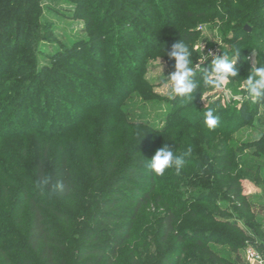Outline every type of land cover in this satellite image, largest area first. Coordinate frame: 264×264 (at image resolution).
I'll list each match as a JSON object with an SVG mask.
<instances>
[{"label":"rangeland","instance_id":"1","mask_svg":"<svg viewBox=\"0 0 264 264\" xmlns=\"http://www.w3.org/2000/svg\"><path fill=\"white\" fill-rule=\"evenodd\" d=\"M81 1L37 0L38 14L34 13L36 0H0V11L9 7L4 15L9 13L10 20L6 25L11 26L9 30H6V25L0 26V162H5L12 154L40 156L46 145L44 137L63 131L65 126L77 125V130H82L83 133L88 131L89 141L92 138L95 144L104 145L103 140L111 135V129L117 124L116 106L125 108L127 119L142 127L139 128V134H143V125L146 124L161 132L168 129L169 133L162 134L159 141H163L170 133L174 134L180 142L179 154L190 150L191 156L195 151L183 138L187 134L185 124L167 120L163 105L160 107L155 104L159 96L170 98V84L167 88H164V84L175 72V60L167 55L173 44L155 48L144 46L140 34H127L128 39H120V34L124 32L119 30L118 20L113 18L119 11L116 5L108 13L105 2L93 20L84 17L91 12L92 0H88L89 10H85ZM204 2L213 5L216 10L221 9L219 2ZM132 3L143 7L144 12L147 11V6L141 2ZM120 10L122 13L125 8ZM199 13L200 11L196 12V15ZM131 15H134L135 27L140 33H156V29L142 15ZM149 15L156 16L154 12H149ZM108 18L110 24L104 26ZM188 19L190 24H182L186 33L184 38L189 39L186 44L192 51L195 79L201 87L191 100L176 96L178 100L175 107L186 108L190 105L198 115L209 109L215 110L221 119L226 120L227 123L223 126L225 129L237 128L229 138V146L234 149L229 152L238 164L234 173L239 175L243 195L252 207L248 212L243 211L239 202L233 199V193H226V189L225 199L217 195L198 200L199 192L190 190L181 175L169 172V169L158 177H162L166 181L164 186L176 191L178 197L194 198L187 205H193L198 215H201L196 223H201L198 227L203 229L204 239L212 237L211 231H216V236L207 241L220 256L232 263L253 264L248 258V250H258L257 247L262 245L260 252L264 254V103H252L246 92L245 80L254 64L257 67L264 64V5L256 26L240 20L227 22L216 16H211L206 21L196 16ZM246 26L252 28V35L242 34ZM164 34L167 32H163ZM174 35L173 33L171 38L166 39L177 38ZM257 35L259 37L256 39ZM161 39L160 37L159 42ZM254 40L258 45L254 46ZM246 42H250L249 46L243 49L242 54L235 56L234 49ZM223 53L237 61L239 75L229 80L225 90L203 87L201 67L208 69L212 57ZM143 55H146L144 59ZM203 56H209V59L201 62ZM129 59L133 65L136 61L139 62L138 66L142 70L138 76L132 70L133 65H129ZM27 72H31V77L21 78ZM123 74L128 80L136 83L146 81L152 86L145 88L139 85L132 88V82L120 85ZM242 84L245 86L241 87ZM229 88L239 97L238 100L226 98ZM244 104L248 110L242 115L241 108ZM186 112L187 110L182 111L181 115ZM239 119L243 121L241 126L238 125ZM171 123L173 124L170 125ZM36 126L41 130L38 136L29 133ZM22 134L28 136L18 137ZM199 140L205 143L200 136ZM57 144H60V140ZM56 145L54 146L57 148ZM146 145L148 142H141L139 147ZM53 148H50V153ZM142 154L149 155L150 151L143 149ZM218 155L222 158L218 156L216 162L218 168H222L223 164L220 163L225 161L224 154L219 150ZM64 206L69 207L66 203ZM153 206L139 214L131 237L121 248L118 264H133L132 256L140 264H160L164 257H175L180 252L181 245L175 244V239L163 246L159 224L164 210ZM186 214L180 212L183 217ZM72 216L67 221L51 214L53 223L67 246L64 253L67 264L75 262L82 227L80 219L76 220ZM229 220L253 240H245L235 229L219 223ZM180 224L188 228L186 222L182 221ZM227 235L238 246L240 260L233 253L232 244L226 243ZM187 241L191 242V239ZM33 264L41 263L36 260Z\"/></svg>","mask_w":264,"mask_h":264},{"label":"trees","instance_id":"2","mask_svg":"<svg viewBox=\"0 0 264 264\" xmlns=\"http://www.w3.org/2000/svg\"><path fill=\"white\" fill-rule=\"evenodd\" d=\"M132 1L146 5L147 11L144 12L143 7H137ZM132 1L92 0L91 12L84 17L94 20L105 2L107 12L116 5L119 11L113 18L118 20L119 30L124 32L118 35L119 38L126 40L130 34H140L144 46L155 48L174 44L179 39L187 43L189 39L184 38L186 33L182 24H190L188 18L192 16L202 21L216 16L223 21L240 20L256 26L264 5V0H213L221 5V9L216 10L213 5H207L205 0ZM81 3L85 10H89L88 0H82ZM36 4L37 0L35 6ZM122 8L125 11L121 13ZM8 9L9 7H4L0 11V26L8 24L10 20L9 13L4 15ZM198 11L200 13L196 15ZM107 12L106 14L109 13ZM127 12L142 15L156 29V33H140L135 27L134 15ZM149 12H154L156 16L150 17ZM34 13H40L38 6ZM108 24L109 18L104 26ZM10 28L11 26L6 25V30ZM163 32L167 34L163 35ZM173 33L177 38L166 39ZM252 33V28L250 31L246 28L242 31V34L249 36ZM160 37L162 39L159 42ZM258 37L259 35L256 39ZM249 43L235 49L242 54ZM256 45L258 43L254 40V46ZM128 63L131 65V60ZM138 63L136 61L132 64V70L137 76L142 70ZM30 73L27 72L21 78L29 79ZM120 80L119 84L124 86L132 82V88L139 85L145 88L152 86L146 81L136 83L128 80L124 74ZM177 100L176 96H159L155 104L160 107L163 105L167 120L185 124L187 134L183 138L195 151L186 157V165L179 173L182 180L188 184L190 190L199 192L198 200L217 195L225 199L226 189V193H233V199L239 202L243 211H250L252 205L243 195L239 175L234 173L238 164L229 152L234 149L229 146L228 141L237 128L225 129L223 126L227 122L221 119L220 124L210 130L203 123L204 114L198 115L190 105L176 108ZM114 109L117 124L111 129V135L103 140L104 145L95 144L92 138L89 141L88 131L83 133L82 130H77V125L65 126L63 131L44 137L46 145L40 156L12 154L5 162H0V264H33L36 260L41 264H67L68 260L64 256L67 246L58 233L51 214L67 221L73 218L72 215L74 219H80L82 227L74 264H118L121 248L131 237L136 219L151 205L158 210H164L159 224L163 246L171 239H175V244L181 245L180 252L175 257L166 256L160 264H239L223 258L209 245L207 240L216 236V231H211L212 237L203 238V229L198 227L201 223H196L201 215H198L193 205H187L194 198L178 197L176 191L164 186L166 181L162 177L159 178L147 168L148 158L151 159L156 150L165 145L175 154L181 155L180 142L174 134L170 133L163 141H159L162 134L169 133L168 129L161 132L148 124L143 125V134H139V128L142 127L127 119L126 109L117 106ZM184 110L187 112L181 115ZM247 110V105L244 104L241 108L242 115ZM242 124L243 121L239 119L238 125ZM40 132L38 126L29 131L35 136L40 135ZM27 136L28 134H22L18 137ZM199 136L204 138V144ZM59 140L60 144L57 146ZM141 142H148V145L141 148ZM52 147L54 148L50 153ZM143 149L149 150L150 154L143 155ZM219 150L225 159L220 163L223 164L222 168H218L216 162L218 156L221 157L218 155ZM168 171L176 172L174 168ZM57 185H62V188H57ZM64 203L69 207L66 208ZM180 212L187 213L186 217L180 215ZM181 220L188 224V228L181 226ZM219 223L235 229L243 239L253 240L233 221ZM225 237L226 243L232 244V251L240 260L238 246L229 240L228 235ZM189 239L191 242L187 241ZM260 247L262 245L257 249L262 251ZM131 261L133 264H140L134 256Z\"/></svg>","mask_w":264,"mask_h":264},{"label":"clouds","instance_id":"3","mask_svg":"<svg viewBox=\"0 0 264 264\" xmlns=\"http://www.w3.org/2000/svg\"><path fill=\"white\" fill-rule=\"evenodd\" d=\"M167 55L175 60V72L171 74L170 78H167L164 88H167L170 84V98L179 96L191 100L193 94H197L198 89L201 87V84L195 79L192 51L184 41L179 39L178 42L172 45L171 51ZM234 55L239 56L238 49H234ZM209 56H212V54L209 53ZM209 56H203L202 61H200L206 62ZM159 63L161 64V58ZM196 65L201 67L200 64ZM201 69L203 71V87L217 91L225 90L229 80L239 75L237 61L230 59L227 53L213 56L208 69L203 67ZM245 84L247 95L251 98L252 103H264V64H260L258 67L255 64L253 65ZM245 84H242L241 87H244ZM226 98L239 99L230 88L227 89ZM220 121L221 117L215 110L209 109L204 113L203 123L208 129H215ZM189 155L190 150L182 155H177L165 145L158 149L155 155L148 160L147 168L157 176H163L166 170L172 168L179 174L186 165V157ZM44 183H47V181H44ZM56 187L62 188V185Z\"/></svg>","mask_w":264,"mask_h":264},{"label":"built area","instance_id":"4","mask_svg":"<svg viewBox=\"0 0 264 264\" xmlns=\"http://www.w3.org/2000/svg\"><path fill=\"white\" fill-rule=\"evenodd\" d=\"M248 258L253 262V264H264V254L259 250H248Z\"/></svg>","mask_w":264,"mask_h":264},{"label":"water","instance_id":"5","mask_svg":"<svg viewBox=\"0 0 264 264\" xmlns=\"http://www.w3.org/2000/svg\"><path fill=\"white\" fill-rule=\"evenodd\" d=\"M246 29H247L248 31H250V30H251V28H250V27H248V26H246Z\"/></svg>","mask_w":264,"mask_h":264}]
</instances>
